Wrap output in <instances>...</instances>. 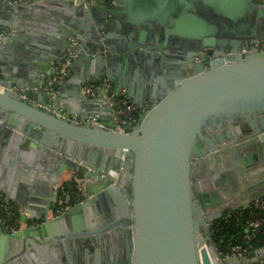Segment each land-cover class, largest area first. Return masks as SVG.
Returning a JSON list of instances; mask_svg holds the SVG:
<instances>
[{
	"label": "water",
	"instance_id": "water-1",
	"mask_svg": "<svg viewBox=\"0 0 264 264\" xmlns=\"http://www.w3.org/2000/svg\"><path fill=\"white\" fill-rule=\"evenodd\" d=\"M38 1L58 2L77 20L58 31L53 50L32 60L27 78L0 81L14 86L0 91V169L15 165L7 160L14 151L31 165L46 163L55 181L70 170L93 187L35 226L9 232L0 225L8 241L0 245V264H41L26 255L35 239L63 248L75 236L83 264H92L91 254L118 226L126 239L113 264L248 263L247 256L223 257L212 227L264 197V50L251 44L264 40V1L182 0L181 11L147 10L139 0ZM33 2L0 0V32L35 13L40 3ZM111 16L116 22L109 25ZM68 47L76 54L68 65L74 72L57 89L60 71L53 66ZM137 57L157 73L141 97L126 67L116 73L118 63ZM104 77L118 96L125 87L149 108L118 127L117 100L104 89L91 96L82 91L87 81ZM1 191L14 198L4 178ZM93 205L96 213L83 214Z\"/></svg>",
	"mask_w": 264,
	"mask_h": 264
},
{
	"label": "crops",
	"instance_id": "crops-1",
	"mask_svg": "<svg viewBox=\"0 0 264 264\" xmlns=\"http://www.w3.org/2000/svg\"><path fill=\"white\" fill-rule=\"evenodd\" d=\"M126 1L128 3L130 0ZM139 1H141V4H144L145 8L147 7V10L149 8L151 10L164 11L172 7L173 11H181V9L179 10L178 8V1L182 0ZM33 3H40L38 8L33 9L36 12L22 19L17 27H11L6 33L4 32L8 38L6 44L3 43V40L0 42V81H2V83H11L13 79H18L21 76L27 78V74L33 65L32 60L37 62L36 60L38 56L45 54L49 50H53L58 31L64 27H73V24H75V21L77 20L75 15H71L68 10L58 2H39L38 0H34ZM188 11L194 10L189 8ZM106 22L110 25L113 22H116V20L111 16ZM110 28H114L113 31L118 32L117 27L112 26ZM143 61V57L129 59L126 62L118 63V70L116 69V73H118L117 76H119L121 66H124L128 72H131V74L129 73V76L133 75L136 77V92L140 97L144 93L143 88H145L146 81L149 80V77H152L153 79V77L157 76V73L153 72L154 66H147ZM155 70L158 72V69L155 68ZM73 72V70L68 69L67 76ZM163 74L167 80L168 77L164 70ZM124 75L128 76L127 73H124ZM55 76L56 75H54V77ZM42 77L45 80L47 75L43 74ZM110 83L113 85L112 82ZM75 84V81L70 83V86L67 89L69 96L72 95L76 86ZM124 92L140 105L135 98L129 95L128 89L125 87L121 89V93L123 94ZM145 106L149 108L148 101H145ZM110 115L109 112H105L104 117L108 122L112 121ZM8 154L7 160L13 158L11 163L14 162L15 165L0 169V178H4L7 190L8 192L10 190L9 194L13 195L14 198H10L6 192H1L20 206V220L22 222L21 227L23 230L28 228L31 223L42 221V216L44 214H48L50 217H55V207L61 197L62 185H64L65 182L74 179L77 176L82 179L81 201L84 199L83 194L93 187L88 184L89 182H85L84 176L70 170H65L60 177H58V180L55 181L53 180L54 177H56L55 172H53L43 161H40L39 164L31 165L30 163L21 160L19 156L14 158V151H10ZM27 209H30L31 212L27 211ZM90 211L93 214L96 213V206H91V208L84 211L83 214H88ZM27 215L29 217L30 215L36 216L31 217L27 222H24L23 219ZM37 216H40L41 219ZM78 217L80 218L81 216ZM115 229L114 233L112 230L107 232L109 236L108 238L101 240V246L98 252L91 254L92 264H113L112 262H114V260L121 258L125 246L124 241L126 239V234L123 233L120 226ZM63 235H65L63 231L58 234L60 237ZM52 239H56L55 236H53ZM49 241L50 240L47 238L35 239L34 243L29 247V253L26 255H29L30 253L33 254L41 264H83L84 253L78 237L75 236L68 239L67 242L64 243L63 248L58 243L52 244ZM7 243L6 234L0 232V245L5 247ZM43 243L47 245L40 247L39 245ZM17 245L18 243L15 241L13 247H17ZM260 249L261 250L259 251L256 249L247 256L250 258V261L243 264H264V248Z\"/></svg>",
	"mask_w": 264,
	"mask_h": 264
},
{
	"label": "built area",
	"instance_id": "built-area-1",
	"mask_svg": "<svg viewBox=\"0 0 264 264\" xmlns=\"http://www.w3.org/2000/svg\"><path fill=\"white\" fill-rule=\"evenodd\" d=\"M74 3L80 4L84 3L87 5L86 0H72ZM101 2L105 0H100ZM264 1V0H260ZM115 1L111 2V5H113ZM5 36L4 32H0V42H2L3 37ZM70 41L77 42L76 37L71 36ZM254 47H256L259 50H264V40L260 41L259 43H251ZM76 54L73 52L72 47H68L67 51L64 53V55L55 63L53 66L54 69L60 71L59 75H56L54 78V87L58 89V87L63 83L65 77L68 73V65L72 62L73 57ZM12 89L14 86H8L7 84H0V91H4L6 89ZM104 89L106 91V95L110 100L116 99L118 102V105L115 109V111H118L120 113V116H117L116 119L118 120V127H122L123 124L128 122H135L141 113L148 109V107H141L137 102H135L133 99H131L125 92L118 96L116 91L113 89L112 84L107 78H103L99 82H93V81H87L82 91L86 95H95L98 90ZM136 113V115H134ZM88 121H93L97 123L100 126L107 127L103 122H101L97 116H90L88 118ZM76 182V186L81 191V178L78 176L74 178ZM63 196L59 198L58 203L55 207L54 216H57L64 211H66L72 204L69 203L70 199L64 198L66 196V191L62 190ZM81 201V196H78L77 202ZM76 202V203H77ZM257 206L261 209L264 208V197L259 199L257 202L253 203L252 206ZM241 210V209H240ZM239 210V211H240ZM20 214H21V208L20 206L15 203L14 201L7 198L2 192H0V225L9 232H16L18 230H21V220H20ZM40 221L29 224V227L35 226L39 224ZM264 222V217L260 218H254L248 220L249 226L255 230L258 227L262 225ZM261 248H264L261 247ZM251 247L244 245V244H234L231 246L230 250L226 253H222L223 257H228L230 255L236 254L239 257H246L249 256L252 253Z\"/></svg>",
	"mask_w": 264,
	"mask_h": 264
},
{
	"label": "trees",
	"instance_id": "trees-1",
	"mask_svg": "<svg viewBox=\"0 0 264 264\" xmlns=\"http://www.w3.org/2000/svg\"><path fill=\"white\" fill-rule=\"evenodd\" d=\"M134 115H136V113ZM62 190L67 192L64 198L68 199V197H70L69 203L72 205L77 202L78 196H81V191L76 186L74 179L65 182L64 185H62ZM62 196L63 193L61 191V197ZM257 217H264V208L261 209L254 205L248 208H242L228 219L217 220L213 225L212 230L213 237L219 250L222 253H226L230 250L232 245L239 243L251 247L253 250L252 252L263 247L264 222L255 230H253L248 224V220Z\"/></svg>",
	"mask_w": 264,
	"mask_h": 264
},
{
	"label": "flooded vegetation",
	"instance_id": "flooded-vegetation-1",
	"mask_svg": "<svg viewBox=\"0 0 264 264\" xmlns=\"http://www.w3.org/2000/svg\"><path fill=\"white\" fill-rule=\"evenodd\" d=\"M112 1H114V0H111V1H110V5H111V2H112ZM113 5H115V3H114ZM207 9H208V8H207ZM207 9L204 8V10H207ZM207 51H208V49L206 50V52H207ZM71 206H72V205H71Z\"/></svg>",
	"mask_w": 264,
	"mask_h": 264
}]
</instances>
